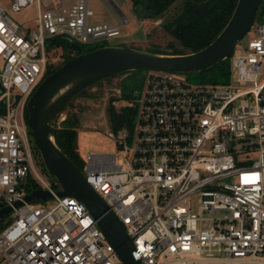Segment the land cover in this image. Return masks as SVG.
<instances>
[{"label": "built area", "instance_id": "1", "mask_svg": "<svg viewBox=\"0 0 264 264\" xmlns=\"http://www.w3.org/2000/svg\"><path fill=\"white\" fill-rule=\"evenodd\" d=\"M34 2L27 28L0 4V209L9 207L0 217V264H121L86 207L57 196L36 170L25 107L46 76L52 42L115 38L128 19L90 24L88 0H9L14 12ZM257 21L256 36L235 44L225 83L191 85L182 73L148 71L144 90L128 94L131 124L105 131L115 152L81 159L142 264H264V21ZM66 117L60 112L58 125ZM29 178L55 201H25Z\"/></svg>", "mask_w": 264, "mask_h": 264}, {"label": "water", "instance_id": "2", "mask_svg": "<svg viewBox=\"0 0 264 264\" xmlns=\"http://www.w3.org/2000/svg\"><path fill=\"white\" fill-rule=\"evenodd\" d=\"M260 3L261 0H237L220 33L208 45L194 52L163 54L124 45H105L77 54L46 75L29 96L26 124L44 168L59 185L56 195L77 200L86 207L121 264L142 262L133 256L132 240L123 223L88 184L83 172L55 143L50 122L76 94L110 76L137 70L198 72L229 58L235 44L253 24ZM51 198L53 195L48 190L35 188L26 194L24 200ZM8 210V206L2 207L0 217Z\"/></svg>", "mask_w": 264, "mask_h": 264}, {"label": "rangeland", "instance_id": "3", "mask_svg": "<svg viewBox=\"0 0 264 264\" xmlns=\"http://www.w3.org/2000/svg\"><path fill=\"white\" fill-rule=\"evenodd\" d=\"M120 10V12L114 7V5ZM88 0L89 7L93 11V16H90V20L94 19L99 22L108 23H121L122 13L124 17L128 19V22L120 24V35L115 38L107 40H98L88 44H82L83 47H91L98 44L109 45V46H130L138 50L145 52L158 51L163 54H174L176 51L174 46H171L174 41L170 37L159 39L161 30V19H157L154 22V28L152 30L144 29L143 22V5L132 9L128 6L127 0ZM0 4L4 6L8 15L13 21L19 24L23 28H27L31 22H34L37 17L38 4L36 2L26 6L21 11L14 12L10 9L9 0H0ZM40 8L44 9L45 6L39 5ZM264 21V15L262 17ZM257 19L253 21L249 31L243 37L244 40L251 39L256 36ZM158 34H155V33ZM50 48L61 49L57 47L56 42H52ZM59 49V50H60ZM60 51H57L54 56V61H57ZM148 70H139L130 74H119L107 80H103L94 86L87 88L86 94H82L73 97L62 111L66 116H71L72 113L76 114L77 121L75 123L76 130V146L77 154L80 159H84L87 153L91 152H115L116 147L113 140L107 136L106 130L111 129L106 108L109 103L105 104L110 96L114 97L112 104L116 110L124 107H133L134 103L132 100H128L125 95L132 94L134 91L142 92L146 85ZM186 78L188 84L194 85L201 83L200 76L194 73H182ZM232 79L235 78V72H231ZM243 86V85H240ZM119 89L122 92V97L116 98V90ZM110 97V98H111ZM73 117V116H72ZM71 117V118H72ZM56 125L58 126V118L56 119ZM29 129V128H28ZM30 141L34 163L36 170L39 172L41 177L49 184L56 180L51 174L47 172L44 166H41V160L39 156L34 152V142L32 137L28 134ZM43 205L53 203L55 200L51 199H39L36 200ZM10 214V213H9ZM8 215L5 219H8Z\"/></svg>", "mask_w": 264, "mask_h": 264}, {"label": "trees", "instance_id": "4", "mask_svg": "<svg viewBox=\"0 0 264 264\" xmlns=\"http://www.w3.org/2000/svg\"><path fill=\"white\" fill-rule=\"evenodd\" d=\"M132 9H136L139 6L143 7V18L145 19L143 24L144 29L152 30L154 22L157 19H163L161 21L160 30L162 33L158 34L159 39L170 37L172 41L171 46H174V54H184L197 51L206 45H208L223 29L228 22L237 0H127ZM264 15V0L256 11L255 19L261 20ZM57 47L55 53L49 55L50 64L47 68L46 75L58 68L63 62L76 56L80 53L96 49L101 46H105L104 43L91 47H83L82 44L72 41L70 39L61 38L55 40ZM57 51H60L58 60L54 61ZM159 53L158 51H154ZM139 71V70H137ZM135 71L120 73L130 74ZM200 76L201 83H225L230 75V62L229 58L222 60L221 62L198 72H191ZM119 74L110 76L103 80H107ZM100 80L95 84L103 81ZM88 88V87H87ZM87 88L80 91L74 97L86 94ZM128 98V94L125 95ZM113 98H110V103L106 108L108 120L112 128L116 129L122 126H129L132 122V118L135 115V108L124 107L116 110L112 104ZM64 108L62 109V111ZM61 111V112H62ZM28 112L25 107V119L27 120ZM73 116V117H72ZM72 117V118H71ZM56 118H54L50 124L53 131V138L57 146L72 160L77 168L82 170V160L77 154L76 146V130L75 123L77 121L76 114L72 113L71 116H67L60 124L56 125ZM28 134L30 130L28 129ZM34 152L39 156L38 150L35 146H32ZM41 160V159H40ZM42 162V161H41ZM41 166H44L41 163ZM54 187L59 189V185L56 180H53ZM32 179H28V183L25 186L26 192H31L37 188Z\"/></svg>", "mask_w": 264, "mask_h": 264}, {"label": "crops", "instance_id": "5", "mask_svg": "<svg viewBox=\"0 0 264 264\" xmlns=\"http://www.w3.org/2000/svg\"><path fill=\"white\" fill-rule=\"evenodd\" d=\"M74 1V0H73ZM111 1V0H110ZM128 2V1H127ZM64 3L65 4H67L68 3V0H64ZM111 3L113 4V2L111 1ZM114 5V7L120 12V10L115 6V4H113ZM128 6L130 7V5H129V3H128ZM94 14V13H93ZM120 14H122V13H120ZM93 16V15H92ZM91 16V17H92ZM124 15L122 14V17H123ZM88 22L90 23V24H97V23H107V24H116V23H119V22H116V23H108V22H99V21H96V20H94V19H92V20H90V18L88 19ZM108 122H109V120H108ZM109 125H110V123H109ZM111 126V125H110Z\"/></svg>", "mask_w": 264, "mask_h": 264}]
</instances>
